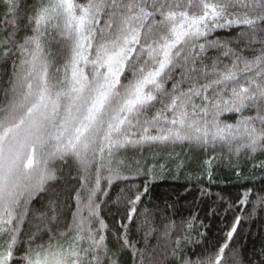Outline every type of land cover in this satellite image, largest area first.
Segmentation results:
<instances>
[{"label": "snow or ice", "instance_id": "snow-or-ice-1", "mask_svg": "<svg viewBox=\"0 0 264 264\" xmlns=\"http://www.w3.org/2000/svg\"><path fill=\"white\" fill-rule=\"evenodd\" d=\"M0 264H264V0H0Z\"/></svg>", "mask_w": 264, "mask_h": 264}, {"label": "trees", "instance_id": "trees-1", "mask_svg": "<svg viewBox=\"0 0 264 264\" xmlns=\"http://www.w3.org/2000/svg\"><path fill=\"white\" fill-rule=\"evenodd\" d=\"M219 183L217 186L213 188V191H223L225 196H233L235 197L242 191V181L236 179L234 175H231L227 172H220L217 177ZM183 177L180 180H173L171 177L166 178L164 182L159 184L155 189L156 192L162 191L166 188H177L180 191H183L181 184H183ZM223 211V209H221ZM229 223L231 222V216L229 217ZM223 226L220 220L214 222L213 227L210 232V242L214 241V238L218 232V229ZM246 227V226H245ZM253 232H255V227L253 228ZM259 247V241L253 236L249 237L246 241V250L250 254L253 248Z\"/></svg>", "mask_w": 264, "mask_h": 264}]
</instances>
